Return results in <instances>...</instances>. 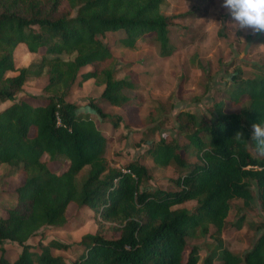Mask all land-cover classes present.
I'll return each mask as SVG.
<instances>
[{
	"label": "trees",
	"instance_id": "1",
	"mask_svg": "<svg viewBox=\"0 0 264 264\" xmlns=\"http://www.w3.org/2000/svg\"><path fill=\"white\" fill-rule=\"evenodd\" d=\"M161 3L0 0V104L12 101L0 109V164L7 165L5 176L19 173L23 179L13 189L15 205L0 217V264H65L51 252L68 249L67 243L49 239L36 252L25 242L41 227H63L69 205L89 209L96 226L80 237L79 253L70 264H264V231L241 253L228 249L220 238L229 202H253L251 183L264 214V157L251 140L252 125L264 124V64L251 78L239 69L231 73L223 88L226 99L212 104L207 123L198 125L186 111L176 114L194 126L178 125L185 144L159 137L144 149L153 166L175 169L174 190L146 186L151 175L137 159L121 168L109 167L103 154L110 137L65 99L72 87L92 79L102 87L98 99L106 105L121 110L138 106L137 84L128 76H115L116 58L101 37L122 31L118 43L133 48L151 34L158 56L169 57L175 47L168 36L169 17L159 11ZM19 43L37 57L16 69L13 50ZM42 75L45 97L23 93L14 100L26 81ZM27 97L42 101L31 104ZM226 101L238 106L237 111L225 112ZM87 107L100 123L118 127L119 115L102 112L92 100ZM147 116L150 120L151 112ZM158 127L147 131L154 134ZM237 132L242 140L234 138ZM144 142L139 139L138 144ZM43 155L56 168L66 165L64 170H51ZM184 155H193L196 162L186 163ZM187 201L194 206L176 207ZM243 218L239 215L232 227L239 230ZM207 235L212 240L204 243L207 253L200 259L198 246L186 239ZM4 241L20 246L12 261L2 255Z\"/></svg>",
	"mask_w": 264,
	"mask_h": 264
},
{
	"label": "rangeland",
	"instance_id": "2",
	"mask_svg": "<svg viewBox=\"0 0 264 264\" xmlns=\"http://www.w3.org/2000/svg\"><path fill=\"white\" fill-rule=\"evenodd\" d=\"M223 0H162L159 11L169 17V39L174 45L173 53L167 58L158 56V47L151 34L140 38L133 48L122 47L118 38L123 32H107L101 37L111 53L116 58V77L129 76L137 84L136 94L140 98L139 105L126 110L117 109L106 105L99 100L101 86L88 82L84 87H72L66 100L77 106V112L83 117H93V111L87 107L88 101L101 108L102 112L109 115H119L120 122L116 129L109 123L97 121L96 125L109 136L104 149V158L109 167L121 168L131 160L137 159L144 165L151 179L145 182L150 188L174 190L172 179L177 172L171 166L155 167L143 154L150 141L163 137L169 141L174 139L179 145L185 144L186 139L179 132L178 125H187L193 128L184 116L176 117L180 111L194 115L198 125L207 123L210 119L209 111L212 104L226 99L223 88L231 73L239 69L244 78H251L264 64V32L253 33L251 29L238 30L233 27L235 21L226 8L222 6ZM22 46V48H21ZM14 67L26 66L36 55L28 54L24 44L19 43L13 50ZM87 67L86 69H89ZM84 69V70H86ZM15 74V72L13 73ZM46 83L42 75L26 81L22 90L14 95L16 100L23 93L43 96L41 87ZM129 96L132 91H126ZM27 102L36 104L34 98H25ZM12 101L0 104V109ZM133 105H131L132 107ZM238 106H231L225 102L224 111H237ZM129 110V111H128ZM85 112H89L87 115ZM151 112V119L147 118ZM153 118V119H152ZM158 124V131L151 134L147 131L150 126ZM139 139L145 140L138 144ZM186 163H194L193 155H184ZM51 170L60 173L66 165L60 168L42 156ZM7 165L0 164V216L8 208L15 205L13 189L22 182V175L16 173L6 177L4 175ZM87 170L85 166L78 174L81 178ZM253 202L244 206L238 198L232 199L229 204L224 226L220 231L223 244L236 253H241L252 245L256 236L264 231V214L259 210L255 198L256 187L250 186ZM194 201H187L176 207L190 209ZM67 222L63 227L44 226L32 237L26 240L31 250L38 252L39 246L44 245L49 239H57L69 245L66 250H53L52 255H60L65 264H70L79 253L77 245L80 237L86 233H93L96 226L92 219V212L84 207L69 205L66 209ZM243 216V223L239 230L232 227L231 223L239 216ZM212 227L209 228L211 232ZM109 236V234H106ZM212 239L207 235L203 238H188V245H197L200 259L207 253L204 243ZM2 255L8 261L15 259L20 246L10 241L1 245ZM1 254V251H0ZM198 264H201L200 261ZM212 264H216L213 262Z\"/></svg>",
	"mask_w": 264,
	"mask_h": 264
},
{
	"label": "clouds",
	"instance_id": "3",
	"mask_svg": "<svg viewBox=\"0 0 264 264\" xmlns=\"http://www.w3.org/2000/svg\"><path fill=\"white\" fill-rule=\"evenodd\" d=\"M222 6L228 10L238 30L251 29L253 33L264 32V0H223ZM237 132L235 139L242 140ZM251 140L255 142V151L264 157V124L252 125Z\"/></svg>",
	"mask_w": 264,
	"mask_h": 264
},
{
	"label": "crops",
	"instance_id": "4",
	"mask_svg": "<svg viewBox=\"0 0 264 264\" xmlns=\"http://www.w3.org/2000/svg\"><path fill=\"white\" fill-rule=\"evenodd\" d=\"M21 48H22V46H21ZM28 54L36 55V54H34V53H29V52H28ZM36 57H37V55H36ZM36 57H34L33 59H35ZM13 73H14V72H9V73H7V75H8V76H11V75H13ZM128 77H129V76H128ZM129 78H130V77H129ZM130 80H131V79H130ZM131 81H132V80H131ZM88 82H92V83H93L92 79H88V80H86L85 82H83V83L81 84V86L84 87L86 84H88ZM132 82H133V81H132ZM81 86H80V87H81ZM82 87H81V88H82ZM75 88H79V87H75ZM65 99H66V98H65ZM88 113H89V112H87V113L85 112V114H88ZM90 118L95 122V124L97 123V121H99L98 118L95 116V114H94L93 117H90ZM5 172H6V171H5ZM4 175H5V173H4ZM11 176H12V175H11ZM6 177H8V176H6ZM0 217H1V216H0Z\"/></svg>",
	"mask_w": 264,
	"mask_h": 264
}]
</instances>
